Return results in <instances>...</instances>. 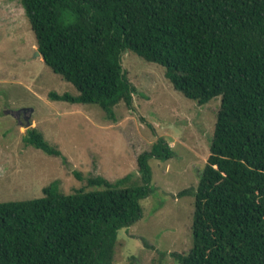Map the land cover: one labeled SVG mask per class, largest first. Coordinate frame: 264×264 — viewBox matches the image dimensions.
Returning <instances> with one entry per match:
<instances>
[{
  "label": "trees",
  "instance_id": "trees-1",
  "mask_svg": "<svg viewBox=\"0 0 264 264\" xmlns=\"http://www.w3.org/2000/svg\"><path fill=\"white\" fill-rule=\"evenodd\" d=\"M19 2L44 65L76 90L50 91V101L95 106L114 120L118 104L132 108L125 52L162 67L171 87L198 105L220 97L193 195L192 245L174 257L264 264V0ZM21 142L61 157L35 127ZM172 156L158 137L136 157L137 176L88 177L69 194L55 180L40 198L0 202V264H112L119 232L140 219V201L153 191L149 160Z\"/></svg>",
  "mask_w": 264,
  "mask_h": 264
},
{
  "label": "rangeland",
  "instance_id": "rangeland-1",
  "mask_svg": "<svg viewBox=\"0 0 264 264\" xmlns=\"http://www.w3.org/2000/svg\"><path fill=\"white\" fill-rule=\"evenodd\" d=\"M36 49L19 0H0V202L40 198L55 180L69 194L88 177L137 176L136 157L163 137L173 156L149 160L153 191L140 201V219L119 232L112 264H179L174 254L186 256L192 245L193 195L220 97L198 105L171 87L162 67L125 52L122 73L133 88L132 108L118 104L109 120L95 106L50 101V91L76 90L44 65ZM23 116L61 157L23 145Z\"/></svg>",
  "mask_w": 264,
  "mask_h": 264
},
{
  "label": "water",
  "instance_id": "water-1",
  "mask_svg": "<svg viewBox=\"0 0 264 264\" xmlns=\"http://www.w3.org/2000/svg\"><path fill=\"white\" fill-rule=\"evenodd\" d=\"M36 56H39V52H38V51H36ZM21 111L24 112V110H21ZM15 118L18 119V112H17V116H15ZM25 122H26V124H25V128H26V129L30 128V125H31V124H30V122L28 121L27 118H25Z\"/></svg>",
  "mask_w": 264,
  "mask_h": 264
},
{
  "label": "flooded vegetation",
  "instance_id": "flooded-vegetation-1",
  "mask_svg": "<svg viewBox=\"0 0 264 264\" xmlns=\"http://www.w3.org/2000/svg\"><path fill=\"white\" fill-rule=\"evenodd\" d=\"M24 117V116H23ZM24 119H25V117H24Z\"/></svg>",
  "mask_w": 264,
  "mask_h": 264
}]
</instances>
